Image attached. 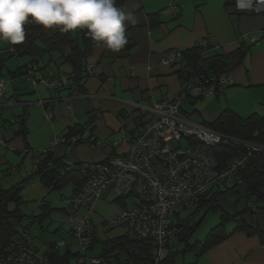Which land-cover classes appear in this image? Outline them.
<instances>
[{"label": "crops", "instance_id": "crops-1", "mask_svg": "<svg viewBox=\"0 0 264 264\" xmlns=\"http://www.w3.org/2000/svg\"><path fill=\"white\" fill-rule=\"evenodd\" d=\"M171 2L176 7L174 17L164 12ZM246 3V0H123L120 8L132 13L136 20L135 24H126L128 43L119 51L109 50L96 41L90 44L83 67L91 66L92 73H87L79 86L73 85L70 79L62 88L52 89L41 81L46 75L75 71L58 53L33 57L10 54L8 51L12 48L8 41H0V81L3 82L0 189H8L28 178L19 193L20 208L39 218L28 225L27 232L36 238L43 264H51L45 256L47 245L59 239L65 240L59 253L79 252V257L69 264L88 263L77 239L67 235L72 226V209L66 200L74 194V183L69 181L54 188L44 184L39 175L29 176L35 169L34 158L38 159L45 154L42 150L49 149L71 164L100 161L123 151L124 146L114 149L110 144L118 135L121 119L129 115L126 129L133 131L135 119L147 117L146 108L155 101L178 95L181 90L179 70L188 65L189 50L196 42L209 37L218 45L204 56L226 58L224 68L232 71L234 81L220 94L181 101L184 116L206 125L212 124L223 111L242 118L264 117V11L255 13L245 8ZM251 34L259 38L254 43L249 40ZM171 49L186 52L180 59L168 62L164 58ZM26 63L33 65L31 78L24 73ZM213 70L221 69L215 67L208 72L214 73ZM46 110L52 113L50 120L45 118ZM54 135H80L81 140L51 146ZM93 139H103L104 145L95 147L90 143ZM238 175L219 184L224 195L218 197V206L226 213L241 214L240 221L247 230L234 229L241 223L233 222L231 228L225 227L230 234L202 254L197 255L193 249L185 251L179 258L185 264H264V207L253 212L246 210L249 206L246 188L241 183L236 184ZM125 196L116 201L115 195L107 192L103 200L94 202L89 212L79 208L76 213L89 215L97 226L133 206L127 199L130 196ZM206 212L202 213V218ZM124 234V228L117 226L107 230L96 228L94 235L102 242ZM94 248L98 251L92 257H98L100 243L91 250ZM113 254L108 253L109 263L101 264H125L124 254L116 262Z\"/></svg>", "mask_w": 264, "mask_h": 264}, {"label": "built area", "instance_id": "built-area-1", "mask_svg": "<svg viewBox=\"0 0 264 264\" xmlns=\"http://www.w3.org/2000/svg\"><path fill=\"white\" fill-rule=\"evenodd\" d=\"M246 2V9L256 12L264 10L259 5L264 1L246 0ZM164 12L172 17L176 16L175 5L169 3ZM249 36L253 43L259 39L252 34ZM217 46L209 37H205L195 43L194 49L204 56L205 52ZM183 52L181 49H171L167 52L168 57L164 59H180ZM91 68V66L86 67V71L90 74ZM221 70L225 72L222 75H218V72L194 70L201 75L209 76L211 81L206 85H202L199 80L183 83L176 97L155 101L144 111L147 117L144 119L137 117L135 132L119 130L132 140H112L111 145L114 148L124 146L121 152L127 156L120 158L118 153L108 157L115 159L113 163L106 158L97 162L70 164L72 168L75 165L77 169L83 171L85 177L83 184L66 200L72 209L71 234L79 240L83 248L90 244L96 228L105 230L122 226L129 238L150 240L154 246L155 261L163 260L173 249L171 246L174 238L173 226L181 209H195L201 199H205L204 194L210 193L216 186L226 182L223 180L224 177L231 175L234 168L239 173L244 171L250 155L254 151L263 149L250 141L240 139L238 157L228 159V162L223 164L224 168H221L219 162L212 159L210 147L220 143L225 134L208 126L203 127L182 118H180L182 120L173 118L175 115L180 117L179 102L222 93L224 87L233 82V73L227 68ZM25 72L28 78L32 77L31 70ZM68 79L69 76L59 73L46 75L41 81L52 89H58L62 88ZM2 89L3 82L0 81V95ZM157 108L161 110L164 118L156 116ZM51 117V111L46 110L45 118L50 120ZM164 121H169V126L164 125ZM186 135H190L191 138L188 139ZM171 139L178 140V147L172 148L169 145ZM69 141H78V136L69 138L54 135L51 146ZM104 142L95 139L93 145L100 147ZM188 144L191 146L187 147ZM42 151L46 153L49 149ZM34 161H37V158H34ZM152 179L157 180L155 189L147 182ZM240 180L239 177L236 181L240 182ZM168 181L177 185L163 186V182ZM121 183H125L130 188L128 192H131V196L127 198L130 200V205L133 204L130 209L124 208L115 218L103 221L97 226L91 222L89 215L76 213L79 208L89 212L94 202L103 200L107 192H112L116 198L126 195L128 192L125 188H121ZM199 189L204 192L199 193ZM140 197L142 203L139 201ZM63 243V240L53 243V249H58ZM34 249L35 239L23 233L13 238L6 251L0 252V264H43V259ZM91 261L95 264L99 263L98 259Z\"/></svg>", "mask_w": 264, "mask_h": 264}, {"label": "trees", "instance_id": "trees-1", "mask_svg": "<svg viewBox=\"0 0 264 264\" xmlns=\"http://www.w3.org/2000/svg\"><path fill=\"white\" fill-rule=\"evenodd\" d=\"M122 1L123 0H115V5L120 8ZM24 27L26 33L25 40L22 43L15 44L8 41L9 47L13 49L8 52H10V54L16 52L19 55L30 57L34 55L40 56V54L48 52H56L63 60L73 66L75 71L68 75L70 79H72L73 85L79 86V83L87 76V69L83 67V62L86 60L87 53H89V45L94 44V41L87 36L86 30L77 29L74 32H61L57 27L46 29L42 25L34 23L31 20H29ZM189 51L191 53L188 56V65L179 70V75L189 70L208 71L215 67L216 69H225L226 58L222 59L220 57L221 55L204 57L194 48H191ZM185 52L186 50L183 54ZM27 64L32 65V63H26L23 64V68L26 67ZM25 71L24 73L26 75L27 72ZM215 72H223V70H217ZM203 125L223 134L246 141L257 142L264 146V117L251 115L242 118L233 112L223 111L212 124L206 125L203 123ZM256 131L257 133H255ZM238 146L239 144L231 143L221 144L214 148V153L221 167L224 166L223 164L227 159L238 153ZM33 174L39 175L40 180L44 184L53 186L54 188H59L63 184L71 181L74 183L75 189H77L84 181L83 173L80 170L76 167L72 168L61 158L50 153V151L38 157L35 162L34 172L29 176ZM239 177L241 179L240 182L236 181ZM27 179L28 178H23L8 189H0V252L6 251L14 237L21 236L23 233L30 235V233L27 232V227L38 218V216L26 214L20 208L22 202L19 193L23 185L28 182ZM237 179L235 180L236 184L241 183L246 188V198L249 204L246 210L253 212L257 208H263L264 149L250 155L245 170L239 173ZM223 194L224 191H218L208 198L201 199L199 205L194 209V212L184 219H181L179 215L176 216L173 226L174 238L171 245L173 249L164 260L157 262L155 261L154 246L150 240L133 239L129 238L127 235H123L113 240L100 242L95 237L94 232L90 244L86 248H83L79 240L71 234L70 230L67 235L77 239L83 252H86L88 249L91 250L96 243H100L101 251L99 256L90 257L89 264H92V258L98 259V264L102 262L109 263L110 256H108V253L111 252L114 253L112 256L115 258V262L119 260L120 255L124 254L126 256L125 264H185L179 259L185 251L193 249L196 250L197 255L202 254L208 248L221 242L230 234L226 232L225 229L228 223L235 221L242 222L240 221L241 214H229L219 208L218 197ZM120 200L121 199H116V201ZM211 209L220 211L219 223L207 232L202 243L195 241L190 245L188 238L194 226L197 224L195 223V219L200 218L199 216L202 213ZM22 222L26 223L22 224ZM18 226H20V230ZM234 229L247 230V227L244 223H241L237 224ZM30 236L34 238L32 235ZM61 240H63L64 243L58 246V249H53V243L56 241L51 242L46 247L47 253L45 256L51 264H69L71 260L79 257V252L72 253L70 251H65L59 253L58 250L65 244V240L60 239L59 241ZM42 259L44 262L43 257Z\"/></svg>", "mask_w": 264, "mask_h": 264}, {"label": "clouds", "instance_id": "clouds-1", "mask_svg": "<svg viewBox=\"0 0 264 264\" xmlns=\"http://www.w3.org/2000/svg\"><path fill=\"white\" fill-rule=\"evenodd\" d=\"M29 20L61 32L86 30L91 40L112 51L125 47L126 24L136 22L115 0H0V41L22 43Z\"/></svg>", "mask_w": 264, "mask_h": 264}, {"label": "bare ground", "instance_id": "bare-ground-1", "mask_svg": "<svg viewBox=\"0 0 264 264\" xmlns=\"http://www.w3.org/2000/svg\"><path fill=\"white\" fill-rule=\"evenodd\" d=\"M257 1H264V0H257ZM260 7H262V8H264V3H263V5H260ZM254 11V10H253ZM262 11H264V10H262ZM261 12V11H260ZM255 13H258V12H256L255 11ZM262 33L264 34V30H262ZM250 36H249V40H250ZM168 57V55H166V58ZM178 60V59H177ZM166 61H168V62H173V61H176V59H173L172 58V60H169V59H166ZM29 65H30V67H29ZM26 70H33V67H32V65L31 64H27L26 65ZM88 73V72H87ZM225 72L223 71V72H218V75H222V74H224ZM65 75H67V76H69L68 74H66V73H64ZM52 75H54V74H52ZM55 75H58V74H55ZM69 79H70V76H69ZM69 79H68V81H69ZM196 80H199L200 82H201V84L202 85H206V84H208L210 81H211V79H210V77L209 76H206V75H201L200 73H198L197 71H194V70H189V71H187L186 73H183L182 75H181V77H180V83H181V85L183 84V83H191V82H193V81H196ZM234 81V80H233ZM68 83V82H67ZM66 83V84H67ZM233 83V82H232ZM231 83V84H232ZM228 86H225L224 87V89H223V91L227 88ZM154 104V103H153ZM136 108L138 107V108H141L142 109V106H139V105H136L135 106ZM178 108H179V113H180V117L178 116V115H175L173 118L174 119H179V120H186L187 122H193V123H196V124H199V125H201V126H203V127H206L205 125H203V124H201V123H198V122H195V121H193V120H191V119H189L188 117H186V116H184V114L182 113V111H181V109H180V102H179V105H178ZM155 114H156V116L158 117V118H164L163 117V114L161 113V110L160 109H156L155 110ZM129 116V115H128ZM128 116L127 115H125L122 119H121V122H120V128H119V130L120 131H126V132H131V131H128L127 129H126V125H127V123H128V121H129V118H128ZM180 118H182V119H180ZM137 119V118H136ZM136 119H135V122H136ZM141 119H143L142 117H141ZM164 125H166V126H169V121H164ZM135 126V125H134ZM132 130H134V132H135V128L134 129H132ZM186 137L188 138V139H190L191 138V136L190 135H186ZM171 138H173V136L171 137ZM81 139V137H80V135L78 136V140H80ZM121 139H123V140H129V141H131L132 139H130L129 137H128V135H124L123 133H121V132H118V135L117 136H115L114 138H113V140H121ZM95 139H93V140H91V143L93 144V141H94ZM101 140H103V139H101ZM171 140H173V139H171ZM171 140H169V145L172 147V148H176V147H173L171 144H170V141ZM174 140H176V139H174ZM104 141V140H103ZM176 141H178V140H176ZM239 141H240V139H238V138H235V137H232V136H229V135H227V134H225L224 136H222V141L220 142V143H218V144H215V145H213V146H211L210 147V152H211V155H212V159L215 161V162H217L218 163V159H217V157H216V155H215V153H214V148L215 147H217V146H219V145H221V144H231V143H236V144H240L239 143ZM251 142V141H250ZM251 143H254V144H256V145H258V146H260V147H263V149H264V146L263 145H261V144H259V143H257V142H251ZM110 144H111V142H110ZM104 145V144H103ZM102 146V145H101ZM100 146V147H101ZM191 145H189L188 144V146L187 147H190ZM95 147H97V146H95ZM111 147H113L112 145H111ZM114 148V147H113ZM115 149V148H114ZM164 151H166L167 149H163ZM262 150V149H261ZM254 152H256V151H254ZM253 152V153H254ZM118 153H115V154H113V155H111V156H114V155H117ZM252 155V154H251ZM125 156H127V154H125L124 152H119V157L120 158H122V157H125ZM108 157H110V156H108ZM107 157V158H108ZM238 157V153L237 154H235V155H233V156H231L229 159H231V158H233V159H236ZM106 159V158H105ZM104 160V159H103ZM115 159L114 158H108L107 159V161H111V163H113V161H114ZM100 161H102V160H100ZM95 162H97V161H95ZM226 162H228V159H227V161ZM220 166V165H219ZM74 167H76L75 165H74ZM221 167V166H220ZM221 168H224V166L223 167H221ZM237 174H239V171L236 169V168H234L233 169V173L231 174V175H229L228 177H224V179L223 180H225V181H229L230 180V178H232L233 176H237ZM158 180H160V179H158ZM157 180L156 179H152V180H149V181H147V182H149L151 185H152V187L155 189V188H157V185L155 184V182H156ZM168 185H171V186H173V185H177V183H174V182H163V186H168ZM120 186H121V188H125L126 190H127V192L128 191H130V188H129V186H127L125 183H121L120 184ZM226 190V189H225ZM218 191H221V189L219 188V186H216L213 190H211V192L210 193H208V194H204L203 195V197L204 198H208V197H210L212 194H214V193H216V192H218ZM204 191L202 190V189H199V193H203ZM126 195H129V196H131V192H128ZM123 196H125V195H121V196H118V197H123ZM139 201L142 203V200H141V197L139 198ZM199 205V204H198ZM197 205V206H198ZM197 206H195V208L197 207ZM131 208V207H130ZM130 208H128V209H130ZM181 210H183V209H181ZM126 212H128L127 210H126ZM35 253L40 257V258H42L43 256L42 255H40V253L37 251V248L35 247ZM93 259V261H94V258H92ZM92 263V262H91ZM92 264H95L94 262L92 263Z\"/></svg>", "mask_w": 264, "mask_h": 264}, {"label": "rangeland", "instance_id": "rangeland-1", "mask_svg": "<svg viewBox=\"0 0 264 264\" xmlns=\"http://www.w3.org/2000/svg\"><path fill=\"white\" fill-rule=\"evenodd\" d=\"M34 70V69H33ZM50 111V110H49ZM188 115H190L188 113ZM73 136V135H70L68 136L69 138ZM80 140L78 141H69V143H77L79 142ZM52 142V141H51ZM178 141L176 140H171L170 141V144L173 146V147H178V144H177ZM65 143V142H64ZM68 143V142H66ZM59 144H63V143H59ZM77 163H82V162H74V163H71V164H77ZM68 164V163H67ZM70 165V164H68ZM79 170V169H78ZM81 171V170H80ZM83 173V171H81ZM83 178H84V181H85V177H84V173H83ZM83 181V182H84ZM75 191V190H74ZM224 195V194H223ZM115 199H117L115 197ZM68 205V204H67ZM69 206V205H68ZM194 212V209H189V210H186V209H183L181 210V212L178 214L179 217L181 219H184L186 217H188L190 214H192ZM201 214V213H200ZM202 215V214H201ZM201 215L199 216L200 218H196V222L197 223L195 226H194V229L192 230L191 232V235L190 237L188 238L189 239V244H193L195 241H200V240H203V237L207 234L208 232V229L210 228L211 225H213L217 220L219 221L220 220V211L218 210H209L206 212L204 218L201 217ZM116 217V216H115ZM114 217V218H115ZM112 219V218H111ZM107 220H110V219H107ZM103 221H106V220H103ZM102 221V222H103ZM26 222H22V224H25ZM234 225L233 222H230L226 225V227H232ZM117 227V226H115ZM122 227V226H121ZM114 228V227H112ZM18 229L20 230V226H18ZM107 230V229H105ZM126 235V234H124ZM66 237V236H65ZM36 240V238H35ZM60 240V239H59ZM59 240H56V242H58ZM55 243V242H54ZM79 250L81 251L82 254H84V256L86 257V260H87V263L89 264L90 263V257L94 256L97 251H98V248H94L93 250H87L86 252H83L82 251V248L81 246H79ZM171 252V251H169ZM169 254V253H168ZM165 259V258H164ZM163 259V260H164Z\"/></svg>", "mask_w": 264, "mask_h": 264}]
</instances>
